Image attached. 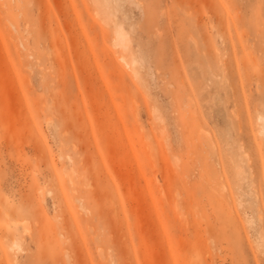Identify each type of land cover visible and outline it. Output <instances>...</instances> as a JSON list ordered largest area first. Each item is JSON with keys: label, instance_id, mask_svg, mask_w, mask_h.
Segmentation results:
<instances>
[{"label": "rangeland", "instance_id": "obj_1", "mask_svg": "<svg viewBox=\"0 0 264 264\" xmlns=\"http://www.w3.org/2000/svg\"><path fill=\"white\" fill-rule=\"evenodd\" d=\"M101 1L0 0V264H264V0Z\"/></svg>", "mask_w": 264, "mask_h": 264}, {"label": "bare ground", "instance_id": "obj_2", "mask_svg": "<svg viewBox=\"0 0 264 264\" xmlns=\"http://www.w3.org/2000/svg\"><path fill=\"white\" fill-rule=\"evenodd\" d=\"M95 1V0H94ZM108 0H103V3L102 1L101 2H96L97 6H98V10H99V14L96 12V16H100L102 17V19L99 17V19H101V21L104 23V24H108V21L111 20V15H113L112 13H110L109 11V6L108 3H107ZM114 16V15H113ZM114 29H113V36H112V43H113V46L117 49L120 50V53L121 55L118 57L120 61H117V63H122L125 70H128V72L132 75H134V77H137V73H136V69H135V62L133 60H128L127 59V56H126V53L128 52L129 50V47H130V40L127 36V34L125 33V31L122 29L121 26H118L116 23H114L113 25ZM117 57V56H116ZM117 60V58L115 59ZM51 95V94H50ZM6 99V98H5ZM1 100V99H0ZM3 102L1 103H4L6 102L4 99H2ZM49 121V120H48ZM258 122L260 123V129H259V134L261 135H264V116L260 115L258 117ZM72 183V181H71ZM7 210V209H6ZM5 209L3 211L7 212ZM3 212V214L5 213ZM10 211H8L7 213H5V215L7 214V217H8V213ZM1 215V214H0ZM13 216V214H12ZM6 217V216H5ZM10 218V220L13 218L11 217V214L10 216L8 217V219ZM6 218V220H8ZM9 220V221H10ZM12 222L14 220H11ZM23 221V220H22ZM25 223V222H23ZM19 225L21 226V224L19 223ZM23 230L24 231H27V229L25 227H23ZM63 236H61L60 238H62ZM10 250L11 251H20L21 249V244L20 242L17 240V239H14V241L10 244L9 246ZM198 252V251H197ZM162 253V252H161ZM196 254V252H194ZM199 254V253H198ZM162 257V256H161Z\"/></svg>", "mask_w": 264, "mask_h": 264}]
</instances>
